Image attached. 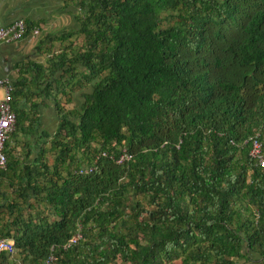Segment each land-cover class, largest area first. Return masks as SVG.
Instances as JSON below:
<instances>
[{"label":"trees","instance_id":"16d2710c","mask_svg":"<svg viewBox=\"0 0 264 264\" xmlns=\"http://www.w3.org/2000/svg\"><path fill=\"white\" fill-rule=\"evenodd\" d=\"M78 2L48 142L13 140L38 120L13 100L39 94L11 83L0 264H264V0Z\"/></svg>","mask_w":264,"mask_h":264},{"label":"crops","instance_id":"0c3cea01","mask_svg":"<svg viewBox=\"0 0 264 264\" xmlns=\"http://www.w3.org/2000/svg\"><path fill=\"white\" fill-rule=\"evenodd\" d=\"M82 14L83 10L78 0H0V26L23 20L28 25L40 28L36 37L29 36L18 42L0 43V78L8 79L11 84L20 77V73H23L29 93L36 91L39 94L26 100L22 98L13 100L16 108L26 112L30 111L31 105L37 103L38 120L35 135H22L21 141L34 143L39 140L40 143H44L47 140L48 142L57 128L59 116L52 94L57 92L58 81L63 82L65 77L62 69H55L56 66L51 61L54 59V54H59L63 49L70 52L80 42V37L79 40L71 38L74 36L77 38L75 32L80 27ZM64 32L73 35L64 43L53 40ZM18 66H23L20 72ZM49 69L53 70L51 75ZM42 89L46 93H40ZM82 92L84 91H76L72 101L64 106L77 108L82 102ZM42 134H46L47 139L43 138ZM35 158L36 152L31 150L26 164L31 165ZM2 196H9L4 188L3 179L0 180V207L7 204ZM1 214L3 216L2 212Z\"/></svg>","mask_w":264,"mask_h":264},{"label":"built area","instance_id":"2783aa9c","mask_svg":"<svg viewBox=\"0 0 264 264\" xmlns=\"http://www.w3.org/2000/svg\"><path fill=\"white\" fill-rule=\"evenodd\" d=\"M27 31V25L23 20H17L13 23L0 27V43H12L21 41L25 38ZM40 32L39 26L31 25L30 37H36ZM11 101V84L6 78H0V169L5 167L7 156L5 154V143L9 138V135L14 131L16 124V115L10 108ZM251 155L256 157L259 166H264V158L261 153V143L256 139H252ZM129 156L124 154L117 163L124 160H128ZM92 170L91 166H81L76 169L78 174H85ZM79 234L71 237L63 248L71 246L75 243ZM13 250V242L11 240L0 239V255L5 252H11ZM53 257L50 256L45 264H51Z\"/></svg>","mask_w":264,"mask_h":264},{"label":"rangeland","instance_id":"374dc122","mask_svg":"<svg viewBox=\"0 0 264 264\" xmlns=\"http://www.w3.org/2000/svg\"><path fill=\"white\" fill-rule=\"evenodd\" d=\"M77 35V38H76V36H74V37H72L71 39L72 40H79V37H80V42L75 46V47H78V49L80 50L81 49V44H83V41H84V38H83V35L81 34V35H79V34H76ZM81 43V44H80ZM80 46V47H79ZM20 138H21V135L20 134H17L16 136H14L13 137V140L14 141H17V140H20ZM18 153H20L19 151H15L14 150V156H18Z\"/></svg>","mask_w":264,"mask_h":264}]
</instances>
